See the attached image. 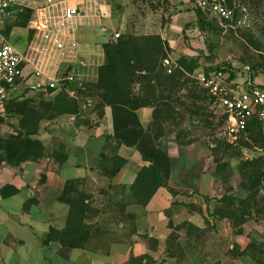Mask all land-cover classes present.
<instances>
[{
	"label": "rangeland",
	"instance_id": "374dc122",
	"mask_svg": "<svg viewBox=\"0 0 264 264\" xmlns=\"http://www.w3.org/2000/svg\"><path fill=\"white\" fill-rule=\"evenodd\" d=\"M103 2L111 5V20L104 21V32L93 33L92 27H82L90 36H94L96 43H100V50L104 42L111 40L112 33L118 31L119 37L124 34L159 36L168 48L166 56L161 60L165 69V60L173 64V70L181 58L188 61L197 55H209L212 58L211 64L229 63L235 67L247 65L250 59L262 62L260 55L264 57V33L259 29L264 27V0H245L242 3V8L245 9L244 24L234 31L215 30L204 33L198 28L195 11L182 0ZM9 4L10 7L14 6L13 2ZM23 8L25 7H11L0 17L1 36L22 50L29 44L26 40L30 41L38 34L29 22L21 23L18 14ZM245 33L257 40V44L260 43L259 50L245 39ZM86 41L89 43L81 41L82 46L79 47L82 50L86 48L91 59L100 50L89 51V36ZM59 56L60 53H56L45 57L44 64L39 68L48 69L54 62L57 63ZM202 57L205 62V57ZM39 58L40 55H37L36 60ZM101 59L102 57L100 62L94 59L93 66L88 64L91 66L88 70L76 68L75 73L92 69L95 72L97 64L104 61ZM259 72L262 71L259 69ZM87 79L83 82V91L77 93L78 101L82 103L88 102L87 93L91 89L87 87L90 86L92 77L88 76ZM254 81L264 84V74H258ZM50 88L52 91L48 87L25 91V96L17 100H22V103L27 101L26 105L38 108L40 101L53 100L60 91L57 87ZM176 96V117L164 123L158 144L168 158L169 172L164 187L176 194L173 199L179 197L178 192L185 195V204L179 207H183L186 213L176 223L172 218L167 221L170 233L162 237L157 248L160 238H149L148 234H144L146 226L142 227L140 224H136L138 232L128 241L127 246L135 241L140 246L138 252H146L151 257V260H146L148 264H257L254 257H258L264 264V150L259 151L252 145L249 147L248 143H241V147L240 142L236 146L226 142L218 131L221 116L208 96L194 103L187 100L184 89L179 90ZM16 103L14 101L8 105L9 113L4 112V107L0 108V137L3 140L17 135L21 116L14 113L17 110ZM184 104L189 106L187 112L182 111ZM80 106L83 111L84 106ZM83 114L77 118L83 119ZM69 117L70 122H76L71 118L73 115ZM92 121L94 124L93 119ZM147 128L149 135H153L154 126L151 121ZM241 139L246 140L244 142L252 141L248 136ZM39 159L44 158L41 156ZM126 200L128 199L125 197L123 203ZM99 217L98 211L92 209L85 222L89 220L88 223L94 227L93 222ZM130 218L133 220V217ZM119 236L123 240L124 237Z\"/></svg>",
	"mask_w": 264,
	"mask_h": 264
},
{
	"label": "crops",
	"instance_id": "0c3cea01",
	"mask_svg": "<svg viewBox=\"0 0 264 264\" xmlns=\"http://www.w3.org/2000/svg\"><path fill=\"white\" fill-rule=\"evenodd\" d=\"M82 2L66 0L65 4L74 7L80 6ZM13 3L11 7L22 6L31 10L30 22L48 0H14ZM100 4L99 14L92 8L90 15L71 23L78 47L81 41L87 42L89 36L91 46H88V50H100V43H96L94 36L84 30L88 26L92 27L93 33L104 32V21L111 20V5L103 1ZM11 7L9 4L8 9ZM6 10H0V15H4ZM26 41L29 42L28 39ZM84 49L79 47L70 63L64 64L63 68L65 73L74 75V80L77 79L80 86L88 80V76L92 77L91 81L96 78L97 68L95 72L92 69L75 73L76 68L88 70L91 67L88 64L93 66L94 59L100 62L102 57L101 60H104L102 49L91 59ZM24 93L13 91L8 94V99H21ZM136 113L142 127L146 128L151 121L152 107H140ZM68 115L40 120L33 135L49 154L62 151L65 161L57 163L53 158L45 156L44 159L14 164L0 157V264H126L131 255L147 254L138 252L140 246L135 241L127 246L128 241L138 232L136 224L146 226L144 234H148L149 238H160L158 243L170 233L167 221L172 218L176 223L186 213L183 207H179L185 204V195L178 192L179 197L173 199L176 194L170 193L164 186L157 188L145 206L133 202L131 184L140 167L147 164L133 147L121 146L115 149L125 159V164L115 176L110 178L102 170L109 166L105 160L109 156L108 149L112 147L108 136L114 132L109 106L104 107L101 120L90 126L70 122ZM76 178L84 179L83 188L92 195L91 205L100 217L93 222L97 228L89 233L83 247L65 248L55 238L46 241L45 238L51 228L60 231L65 226L68 205L59 201L58 195L64 180ZM13 189L15 192L10 194ZM125 197L128 200L122 208L120 204ZM119 235L124 237L123 240ZM159 244H156V248Z\"/></svg>",
	"mask_w": 264,
	"mask_h": 264
},
{
	"label": "trees",
	"instance_id": "16d2710c",
	"mask_svg": "<svg viewBox=\"0 0 264 264\" xmlns=\"http://www.w3.org/2000/svg\"><path fill=\"white\" fill-rule=\"evenodd\" d=\"M236 1L242 6L245 0ZM194 11L201 32L222 31L202 12L199 10ZM18 16L22 20L21 23L26 24L30 19L31 10L23 8ZM259 29L264 33V27ZM227 31L232 32V29ZM249 36L245 33V39L259 50L260 43L257 44V40ZM112 40L102 44L104 61L97 67L95 81H92L90 86L87 87L88 89L91 88L87 93L88 99L86 100L90 102V105H88V102L78 101L77 93H81L84 86L81 85L70 91L65 84L53 100L40 101L38 108L26 105L27 101L22 103V100H17L20 99L17 97H10L3 101L4 112L8 113L10 112L8 105L14 103V101L17 102V110L14 113L19 114L21 117L19 118L16 136L6 140L0 137V157L14 164L25 160L39 159L41 156H49L57 163L65 161V154L62 151L57 150L49 154L45 151L43 144L32 137L36 133L39 120L70 114L74 116L76 124L83 123L90 126L93 125L92 119L94 124L101 120L104 107L109 106L114 132L108 136L112 147L108 149L109 156L105 160H107L109 166L103 167L102 170L110 178L115 176L125 164V159L115 149L121 146H130L136 149L141 156V160L147 164L140 167L136 173V177L131 184V199L134 203L145 206L158 187L166 186L169 172L167 170L168 158L165 152L161 150L158 140L164 123L174 120L176 117L174 116L176 113L174 104L177 103L178 96L176 95L179 90L184 89L187 100L194 103L198 99L209 97L207 90L199 84L196 78L201 68L205 72L209 70L228 72L229 80L235 78V71L238 68L229 63L211 64L212 58L209 55L203 56L205 57L204 62L201 59L202 55H197L188 61L181 58L172 72L167 73L161 65V60L166 56L168 48L164 46L159 36L153 34L127 36L124 34L116 40ZM260 57L262 62L257 59H250L249 65L247 64L249 66L248 73H250L252 79L260 73L264 74V57L262 55ZM259 69L262 72H259ZM185 74H188V76ZM259 86L264 87L263 85ZM48 88L49 91H52V88ZM93 92L95 95H93ZM209 99L211 101L210 97ZM81 104L84 106L83 111H81ZM88 106L91 107L83 114ZM143 106L152 107L153 135H149L147 127H142L136 113V110ZM188 108L189 106L184 104V110L182 111L187 112ZM82 114L84 115L83 119H78L77 117ZM1 120L2 116H0V122ZM223 124L224 116H221L219 128ZM246 135L249 139H252L251 142L264 146V134H262L261 123L257 119L252 118L247 122ZM244 141L246 140H239L240 144L248 143V146L251 147V142ZM242 145L241 147H243ZM262 173L264 174V170ZM83 184L84 179L82 178L63 181L58 200L68 205L66 224L60 231L51 228L45 241L49 238H55L65 248L83 247L85 245L89 233L95 227L85 222L93 207L91 205L92 195L84 190ZM13 192H15L14 189L10 194ZM124 205L126 203L120 204L122 208ZM147 259L151 260L148 254L131 255L126 264H148ZM254 259L257 264H262L258 257H254Z\"/></svg>",
	"mask_w": 264,
	"mask_h": 264
},
{
	"label": "built area",
	"instance_id": "2783aa9c",
	"mask_svg": "<svg viewBox=\"0 0 264 264\" xmlns=\"http://www.w3.org/2000/svg\"><path fill=\"white\" fill-rule=\"evenodd\" d=\"M100 1L104 0H83L80 6L70 7L65 4L66 0H48L29 22L38 34L23 50L16 48L0 34V108H3V101L8 99V94L13 91L30 92L51 86L61 89L64 84L68 88V84L74 80V75L63 71L64 64L70 63L72 55L78 49V41L70 25L74 20L91 14L92 8L99 14ZM182 1L190 8L202 12L222 31L234 30L244 24L245 9L236 0ZM10 2L14 0H0V10L4 12L8 9ZM119 36L117 31L110 37L116 40ZM56 53L61 55L57 63L54 62L48 69L39 68L44 64L45 57ZM37 55H40V58L36 60ZM80 62L83 63L82 60ZM165 65L166 72L171 73L173 64L165 60ZM240 67H235L238 70L235 71L233 80H229L228 72H205L202 68L196 75L218 113L224 116V124L220 126L219 134L233 146L247 136V122L252 118L260 121L264 134V87L259 86L264 84H258L251 78L248 65ZM251 143L257 150H264L263 145Z\"/></svg>",
	"mask_w": 264,
	"mask_h": 264
},
{
	"label": "water",
	"instance_id": "95a60500",
	"mask_svg": "<svg viewBox=\"0 0 264 264\" xmlns=\"http://www.w3.org/2000/svg\"><path fill=\"white\" fill-rule=\"evenodd\" d=\"M79 86H80V82L77 79H75L68 84V89L70 91H73L77 89Z\"/></svg>",
	"mask_w": 264,
	"mask_h": 264
}]
</instances>
